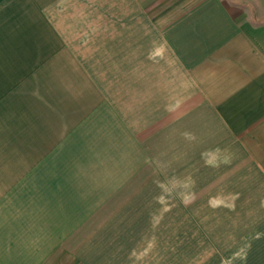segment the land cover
Masks as SVG:
<instances>
[{
  "label": "crops",
  "instance_id": "0c3cea01",
  "mask_svg": "<svg viewBox=\"0 0 264 264\" xmlns=\"http://www.w3.org/2000/svg\"><path fill=\"white\" fill-rule=\"evenodd\" d=\"M155 93L203 200L150 167ZM52 260L264 264V0H0V264Z\"/></svg>",
  "mask_w": 264,
  "mask_h": 264
},
{
  "label": "rangeland",
  "instance_id": "374dc122",
  "mask_svg": "<svg viewBox=\"0 0 264 264\" xmlns=\"http://www.w3.org/2000/svg\"><path fill=\"white\" fill-rule=\"evenodd\" d=\"M116 71L118 75L124 73L123 68H118ZM166 74L171 75V72H167ZM165 95V98L161 97L162 99H158L156 98V93L150 94L148 100H143V107H146V104L148 106L146 112L143 111L137 118L143 124L140 136H142L143 141L148 140L149 142L150 167L156 165V162H158L159 170L164 171L166 183L169 186L180 187L185 191H187L186 189L196 188V198L203 200L204 197L198 195L203 193L205 188L204 175L206 168L203 158H200L198 153L202 149L189 146V133L183 130L184 128H181V135L177 133L178 131L173 133L172 105L176 101L171 98L172 95L169 97L167 94ZM139 105L140 101L134 100V107ZM163 105L165 106L164 110L162 108ZM197 136H199L198 133ZM197 139H203V137H197ZM156 141H159L158 144ZM174 141L177 144L179 143L175 148H173ZM52 261L60 264L59 260ZM63 263L65 264L66 261H63Z\"/></svg>",
  "mask_w": 264,
  "mask_h": 264
}]
</instances>
